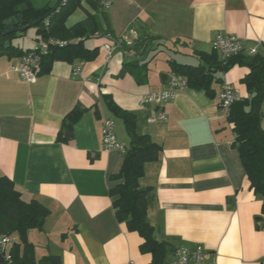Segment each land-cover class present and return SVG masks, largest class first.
I'll return each mask as SVG.
<instances>
[{
  "label": "crops",
  "instance_id": "crops-1",
  "mask_svg": "<svg viewBox=\"0 0 264 264\" xmlns=\"http://www.w3.org/2000/svg\"><path fill=\"white\" fill-rule=\"evenodd\" d=\"M80 1L81 7L66 19L67 27L95 7L102 10L96 0H90L96 6ZM104 11L115 37L127 44L144 32L160 38L135 53L105 36L90 37L84 45L97 48L93 59L53 61L48 72L39 67L33 82L10 71L18 56H0V176L13 181L23 200H36L49 210L41 228L27 232L35 260L48 255L58 257L60 264L151 260L139 250L138 233L117 220L109 195L122 181L113 176L123 154L104 150L102 119L113 121L120 144L129 143L123 121L101 97L110 94L135 115L136 132L160 147L157 159L145 162L138 183L151 190L146 217L155 238L168 245L165 264H178L174 249L197 245L203 247V259L190 264H264L262 201L249 187L230 144L233 124L218 105L223 82L240 98L249 96L241 81L248 68L234 65L219 73L213 98L185 86L160 107L140 103L145 93L167 89L172 72L168 59L197 64L199 54L214 51L217 33L233 34L245 48L264 54V0H112ZM41 41L35 33L18 35L10 43L30 50ZM135 59L149 60L144 84L128 73L116 76L124 61ZM75 67L78 74H73ZM77 105L84 111L73 126V139L57 142L64 116ZM159 109L165 118L149 122Z\"/></svg>",
  "mask_w": 264,
  "mask_h": 264
},
{
  "label": "trees",
  "instance_id": "trees-1",
  "mask_svg": "<svg viewBox=\"0 0 264 264\" xmlns=\"http://www.w3.org/2000/svg\"><path fill=\"white\" fill-rule=\"evenodd\" d=\"M90 2L96 6L94 2ZM80 7V0L61 1L59 7L53 11L47 6L33 7L29 0H0V56L19 57L28 52L10 43L22 33L18 31L4 35L3 31L10 27H23L45 15L47 16L35 25L37 37L64 43L49 45L48 52L41 58L40 72H48L56 60L74 62L93 59L97 48L90 49L84 45V40L93 36H105L123 50H132L135 53L145 52L153 40L160 38L144 32L131 44H127L123 39L115 37L107 13L103 9L98 11L96 7L94 13L86 12L83 19L67 27L66 19ZM9 19H12V24L7 22ZM9 24L11 26H8ZM6 42L9 43L5 44ZM198 61L197 64H190L168 59L170 70L182 76L187 87L203 90L211 98L215 96L212 84L221 82L219 73L234 65L245 66L249 70L241 80L249 96L231 104L226 120L233 124V139L230 144L238 152L249 187L255 196L261 199V212L264 213V129L261 126L264 118V54L258 51L252 54L239 52L223 59L214 50L211 53L199 54ZM148 64L149 60L145 59L124 61L116 76L121 77L128 73L137 83L144 84L148 79ZM101 97L108 110L123 121L129 136L121 168L113 176L122 181L109 190L115 216L117 220L125 222L129 231H135L141 237L139 250L150 254L151 260L148 264H165L168 245L165 241L155 238L153 227L146 217L151 190L148 187L141 188L138 183L143 175L145 162L156 160L160 147L151 141L147 134L136 132V118L132 112L118 106L110 94H102ZM83 111L84 108L77 105L66 113L62 127L56 135L57 142H71L73 126ZM95 112L97 113L96 109ZM48 213L49 210L40 202L23 200L13 181L7 176H0V235L18 236V242L16 240L7 248L6 253L0 254V264H60L59 258L52 255L36 261L34 247L27 240V232L32 228H41ZM6 254L9 255L8 259L5 258Z\"/></svg>",
  "mask_w": 264,
  "mask_h": 264
},
{
  "label": "built area",
  "instance_id": "built-area-1",
  "mask_svg": "<svg viewBox=\"0 0 264 264\" xmlns=\"http://www.w3.org/2000/svg\"><path fill=\"white\" fill-rule=\"evenodd\" d=\"M61 1L66 2L67 0ZM97 2L101 9L107 10L111 5L112 0H97ZM63 43V41L51 38L42 40L37 46L28 50L27 53L19 56L17 58V61L11 64L10 71L17 73L18 76L24 81H35L38 76L41 58L48 52L49 45H62ZM212 47L223 59H226L239 52H247L249 54L255 52L254 48H245V46L242 44L241 40L237 36L225 33H217L215 35L214 39L212 40ZM106 49H109L108 46H106ZM79 72V67H75L73 69V74H78ZM167 85L168 87L165 90L145 93L141 97L140 103L142 105L156 104L160 107L168 100H171L178 91L182 90L186 86V80L183 77H179L177 74L171 72L167 77ZM239 99V93L234 90L228 83L223 82L221 84V89L218 93V105L221 113L224 116L228 114L231 104H233ZM164 118V111L162 109H159L156 111L155 115L149 116L147 120L149 122H155L158 120H163ZM101 141L104 150H117L122 154L125 151V147L116 140L114 133V124L110 118L102 119ZM15 242V235L1 234L0 254L6 253L7 248ZM203 252V247L200 245H197L192 249L177 248L174 250V262L178 264H190L194 262H199L203 259ZM5 258L8 259L9 255L6 254ZM125 264L135 263L133 261H128Z\"/></svg>",
  "mask_w": 264,
  "mask_h": 264
},
{
  "label": "rangeland",
  "instance_id": "rangeland-1",
  "mask_svg": "<svg viewBox=\"0 0 264 264\" xmlns=\"http://www.w3.org/2000/svg\"><path fill=\"white\" fill-rule=\"evenodd\" d=\"M29 1H30V4L33 7H36V8H40V7H44V6L53 8L55 6L56 2H57V0H29ZM11 20L12 19H9L7 22L11 23L12 22ZM11 24H9L8 26H11ZM12 28H15V27H10V29H12ZM10 29H8V30H10ZM20 33H22L24 35H27L29 37L34 36V34H35V26L29 27L25 31L20 32ZM115 119L116 118H114V120Z\"/></svg>",
  "mask_w": 264,
  "mask_h": 264
},
{
  "label": "water",
  "instance_id": "water-1",
  "mask_svg": "<svg viewBox=\"0 0 264 264\" xmlns=\"http://www.w3.org/2000/svg\"><path fill=\"white\" fill-rule=\"evenodd\" d=\"M60 2H61V0H57V2H56V4H55V6L52 8V11L53 10H55V9H57L58 7H59V5H60ZM47 15H45V16H43L42 18H39V19H37V20H35L34 22H32V23H30V24H27V25H25V26H23V27H15V28H12V29H10V30H6V31H3L2 32V34H9V33H12V32H23V31H25L27 28H29V27H32V26H35L41 19H43V18H45Z\"/></svg>",
  "mask_w": 264,
  "mask_h": 264
}]
</instances>
